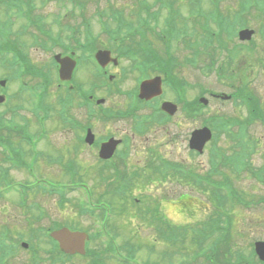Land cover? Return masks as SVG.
<instances>
[{
	"label": "rangeland",
	"instance_id": "1",
	"mask_svg": "<svg viewBox=\"0 0 264 264\" xmlns=\"http://www.w3.org/2000/svg\"><path fill=\"white\" fill-rule=\"evenodd\" d=\"M116 1L123 3L125 0ZM220 1L218 9H221V11L227 15L229 20L231 19L233 22L235 20L233 15L235 10L238 9L237 2L239 0ZM204 2L205 4L200 5V11L208 13L210 10V12H212L211 0H204ZM37 4L38 13L44 18L43 25H50L52 27L54 26L53 20L58 16V13L64 15L63 10H61V5L55 0H37ZM97 4L98 3H96L95 0H88V5L84 11L86 17L93 23L94 32L96 34L100 30V25L96 18ZM102 4H105V2ZM182 5L185 9H189L187 3ZM258 8L259 6H256L245 12L247 15L246 23L248 26L257 30L254 37L255 42L251 49L246 47H244V49L238 48L234 54L232 49L233 40L231 38L234 33H232V29H229L227 30L228 34L222 38L225 47L222 48L216 46L209 50L200 51V57L198 58V66L200 70L202 67H205L206 71L211 69L209 71L211 72L214 67L217 66H223L225 70L229 69L227 73L223 70V78L220 81L215 75H202L199 70L190 66L181 64V66L178 67L177 72L179 78L187 80L188 84L191 85L189 88L186 87V96L188 98H192L194 95L199 94L203 83L207 88H212L215 92L219 93H231L233 89L230 85L236 87H239L238 85H244L254 93L264 107V60H262L264 59V40L260 34V28L264 24V15L259 14V11L257 10ZM80 17L82 20L81 15ZM69 19H71L69 16L66 18L63 17V21L66 20V22H69ZM36 30L38 29L36 28ZM103 38H106L105 35H103ZM24 39L27 42L25 51L28 53V56L32 59L33 63L39 67L48 65L52 54L42 47L37 45L34 46L31 34H26ZM236 39L237 38H235V40ZM190 54L189 50L183 45H180V57L185 58L190 56ZM162 57L168 63V66H170L169 57L165 51L162 53ZM121 64L119 67L120 70L123 68ZM123 64L124 66H127L126 68L128 69V63L123 62ZM251 64H254V66H251ZM2 66L0 67L1 75H9L12 73L8 67V69H6ZM91 69V66H84L80 75L83 78L78 79L84 80V78H86L91 82L92 75H88L91 72ZM113 70L117 72L118 69ZM135 73L136 72L134 71L129 72L128 70L124 74V79L119 78L118 84H121L122 88H132L135 85V78L137 76ZM16 77L18 78V76ZM17 78L11 81V84L8 87V90H10L12 94L18 92L19 87L23 84L24 80L26 82L29 81L31 86L38 85L42 81V78L32 75L25 76L24 80ZM21 90L24 91L21 95L17 97L14 94L11 101L0 106V112L4 114L5 119L13 117L15 113V118L20 114L19 117L16 118L17 121L23 122V119L21 118L22 116L23 118H27L31 124V126H29L28 121H24L21 124L15 121L19 127L15 129L17 131L16 136H11V144H13V146L10 148L12 149L11 152L17 157L18 162L26 169L27 174L22 168H13L10 171V178L18 181V184L27 185L32 188V190L21 188L16 198V200L19 201V204L27 205L30 201L37 202L39 203L38 205L43 207L46 211L42 220L35 224L36 226L49 227L54 220H59L61 224H66V226L73 230L83 229L90 234V237L91 235L93 236L94 239L89 240V246L97 252L103 250L109 245V240L113 235H116L115 242L118 247H121L123 254L125 251L127 252L126 249L129 250V246L126 247V244L134 246V248L131 247V249H135L133 255L134 264H210L203 256L196 257L195 253L198 252L201 245L197 243L193 244L191 233L187 232V230H185L186 232H183V235L189 238L187 241L180 244H171L169 242L164 243V236L158 237L157 233H155V230H159L157 224L160 225V221H154L155 217L157 218L159 216L160 218H164L163 216L165 215H167L168 218L171 217L172 220L170 221L180 228H185L189 225L191 227L196 226L197 228L202 227L204 223L211 218L209 214L211 205L204 193L199 192V194H197L190 189V186H187L180 181L177 182V184H175V182L166 183V186L164 187L155 185L154 182L147 183L145 181V176L147 174L143 172V175L136 180L137 184L133 188L132 196L126 198V194H123V198H119L115 191L119 188V185L115 184L117 181L116 175L113 176V173H115L113 167L109 169V171H112L109 173V178L107 180H102L98 175L102 168V164L94 160V157L98 160V155L93 154L90 151L80 152V150H77L79 146L75 145V131L61 125L62 121L57 116V114H59L58 110L61 109V105H58L57 103L59 91L55 88V84L52 83L48 92H44L43 88H40L39 91H31L30 88L23 89L21 87ZM89 91H91V89L88 90V92ZM60 94L63 97H66L64 91L61 90ZM98 95L104 96L107 100L104 106L97 109V114L91 119L87 118L90 115L87 108L79 106H73V108L70 107V110L72 109L73 112L72 114L75 115L78 120L84 122L91 121L95 128L102 133L105 132L106 129L112 130L113 127H118V131H120L124 127L127 129L133 126L131 119L108 120V118H105L102 114V112L108 110L114 105H118V107L127 106L129 104V99L126 97V94H108V92L103 89V91L99 90ZM168 96L174 97L169 91ZM40 99H45L46 103L52 104L54 114L52 115L47 111H44L42 113L44 117H42L43 119L38 121V123L35 122L33 108H36L39 111L42 110L43 106H39L38 104ZM65 99L69 104L75 103L76 101L74 96L66 97ZM234 99L225 102L223 100L211 101L210 106L204 110V115L211 117L217 113H223L232 116H246V109L240 105L238 99ZM18 105H24L25 108L23 110L22 108L19 109L16 107ZM15 108L17 111L13 110ZM47 119L49 120L47 121ZM178 122L181 125L178 126L176 123L173 124L171 126L172 132H184L190 127H199L205 122V118H197L195 123L180 119ZM249 132L255 137L254 140L256 139L260 142V145L257 146L258 154L254 157V162L260 164L263 160L262 152H264V123L261 121L253 122L249 126ZM148 138L150 139V143L156 142V144L160 145L162 150L166 152L173 151V154L176 155V158L178 159L201 164L204 168L207 166V156L194 157L189 154L184 149L183 144L178 142L181 138L178 139L175 146L169 145V136L166 131L161 129H154L152 132L148 131L145 136V142L148 141ZM67 142H72L73 144L67 145ZM219 142L223 147H228L230 145L223 136H220ZM16 145L21 147H14ZM130 148L135 157L126 159L125 163H122L121 165L143 166L144 162L142 157L135 155L134 153V151L137 150V153L141 155L138 151V146L132 145ZM6 149L7 147L4 146V150ZM75 150H77L76 153L74 152ZM3 156L4 154L0 148V165L7 166L2 160ZM111 164L115 166L116 163L111 162ZM232 181L236 183V186L241 190L240 192L245 193L244 197L247 200L251 197L253 198L247 202L249 205H243L241 203L234 209V212L232 213V227H230L229 233L230 236H228L225 241L223 240L221 246L222 250L219 251V254L216 255L215 253V262L218 264H260L258 258L252 255V248L254 247V242L256 240L264 239V182L259 183L246 173L238 179L233 176ZM70 186H73L74 188L70 189ZM65 187L67 188L65 189ZM54 189H65V202H62V204L60 203L62 196L58 194L57 191L52 193V190ZM195 190L197 191V189ZM24 191H27V200L22 202L21 195ZM168 191L170 194H167ZM180 193H187L185 200H189V204L182 208L181 205L177 203L178 207L173 208L172 206L175 205L174 203L179 195H181ZM13 195L15 196L16 194L10 193L6 196L9 199L7 204L0 201V231L3 230L4 225L9 224L8 226L11 227L14 234L23 232L27 237V223L25 217L28 214H23V208H18L16 206ZM133 197L138 199L136 201L138 204L141 203L142 205L134 207L132 202ZM141 198L144 199L143 202L141 201ZM171 199H174V202H168V200ZM159 200L161 202L163 200L166 202L164 206L165 215L162 212V209L157 205ZM242 200L244 199L241 198V201ZM83 203H86L84 207H87L89 203L99 205L100 203H103L102 206L105 205L103 213L106 211L110 217L107 228L108 232L102 230L103 219L97 218L94 214L89 212L82 211ZM34 207L37 209L30 210L29 214L38 215L41 210L37 205H34ZM188 207L194 209L195 212L192 213L189 211ZM156 208L159 209V214L154 213ZM143 209L146 213H140ZM147 209L150 213H147ZM3 210L8 213L7 216L2 213ZM183 212L185 213L182 214ZM5 217H10L8 224L3 223ZM151 220L152 222L150 223ZM31 240L33 239L30 238V241ZM45 247L46 246L43 248ZM237 251L242 253V263H236L235 252ZM57 256V254L53 255L54 258L58 259ZM29 257L30 255H28V252L23 251L22 248L19 247V249L9 258V263L25 264ZM90 259V256L86 258L73 256L68 259L66 258L64 264H86ZM39 264H51V262L44 258V261L40 260ZM57 264H63V261L59 260ZM107 264L123 263L115 258L108 259Z\"/></svg>",
	"mask_w": 264,
	"mask_h": 264
},
{
	"label": "flooded vegetation",
	"instance_id": "2",
	"mask_svg": "<svg viewBox=\"0 0 264 264\" xmlns=\"http://www.w3.org/2000/svg\"><path fill=\"white\" fill-rule=\"evenodd\" d=\"M63 48L66 50V52L62 53V56L65 57H71L74 58L77 62V66L74 70V80L76 79V82L79 85L84 86L85 81L84 80H79L78 78H83L81 77V71L84 66H91V72L88 75H92V80L93 82H98V76L99 73L97 72L99 69L97 63V59L95 57L96 52L100 49H94L96 48V43H91V42H85L83 41V33H79V38L76 41L73 40H64L61 42ZM102 49H108V48H102ZM84 50L86 51L87 55L84 56ZM96 50V51H93ZM111 50V49H109ZM112 54H116V51L111 50ZM84 56V57H83ZM148 63L151 62H156L155 59L153 58H147ZM115 63V62H114ZM113 64L112 62L109 63L104 69L105 74L109 75L112 69H118L117 72L118 74L123 72L128 71L127 68H122L121 70L119 69L120 66H116L118 64H113L115 66H111ZM55 67L59 69V65L56 64ZM132 70L138 69L135 66L131 65ZM76 72V74H75ZM78 75V76H77ZM158 74L155 75H148L146 77H143L142 80H149L153 77H156ZM113 79L108 77V80L106 82L107 90L110 94H115L117 95L120 94V90H130L128 91V96H126L129 99V104L124 107H118V105H114L110 107V114L112 117V120H129L133 122V126L129 127L126 129L124 127L120 131H118V127H113L112 130L106 129L105 132H99L92 124L91 125H82L81 129H78L80 131V134H78L77 138V144L80 147L81 146V151H90L93 154L99 155V152L101 153V147L104 142H107L110 140L111 144H116V149L114 150V153L110 159H102L101 161L104 163H117L118 166L122 167V174L124 176H127V185L131 183V177L133 175H143V172L146 173L147 171L150 170H155L156 168L154 167H165L166 168V173L167 177L165 178V181L162 182V186L165 185L166 183H173L177 184L179 180H172L171 179V174L174 175L177 173L175 170L177 166L182 162L185 164L186 160L183 159H178L176 158L177 156L173 154V151L166 152L160 148V145L154 143H150V139L148 138V141L145 142V136L146 133L152 132L154 129H161L166 131L167 135L169 136V145L175 146L178 139L179 143H182L184 146V149L191 155H194L195 151L193 148H191L190 141H191V136L192 134L196 131V129H200L201 127H211L212 123V118L205 116V122L199 126L194 128H189L187 131H171V126L173 124H177L178 126L181 125L178 121L180 120H187L188 122H194L197 120V110L203 112V110L207 109L203 105H198L196 106V96L194 95L192 98H185V105H180L179 97L174 96V97H169L167 95H164V92L160 96L153 97L151 99H141L139 97V85L142 80L139 82L138 79L135 82V85L132 88H122L121 84H118V80H114V75ZM1 81V79H0ZM1 83V82H0ZM164 84V80H163ZM73 87V86H71ZM119 93V94H118ZM0 94L7 95L10 94V90L5 88V90L0 87ZM93 97V95H92ZM90 98L91 101H93V98ZM166 101H172L174 103L178 104L177 111L173 114H170L166 111L163 110L164 108V103ZM96 113L93 112L92 115L94 116ZM193 126V125H192ZM13 127H19L18 124H14ZM91 130V132L94 134V137L87 138L86 136ZM4 132L0 133V143L8 148V144L11 143V137H5ZM227 142H231L230 139L225 138ZM243 142V141H242ZM213 143L212 140L207 142L206 145H209ZM162 144V143H161ZM132 145H137L138 146V151L141 153L138 154L137 150L134 151L135 155L141 156L142 160L144 162L143 166H125L121 165L122 163H125L126 159H130L131 157H135L132 152H131V146ZM230 145H232L230 143ZM228 146L227 149H232V146ZM250 145V143H248ZM207 147V146H206ZM205 147V148H206ZM210 148L205 149V156L210 155ZM253 150V148L249 149ZM208 152V154H207ZM241 156L242 152H241ZM253 154L250 155L249 160L252 161ZM166 163H163L165 162ZM181 161V162H180ZM251 172L249 170L242 171L241 176H243L245 173ZM239 177V178H240ZM225 181V185L221 187H210V192L213 191H222L225 194L228 192V190H240L237 186L236 183L232 181V179H229L227 177V172L225 173V176L223 177ZM148 183V181H146ZM207 191V190H203ZM169 193V191L167 192ZM186 198V197H185ZM192 213L195 212L194 209L189 208ZM224 212V211H223ZM223 212H220L222 214ZM226 213H228L226 211ZM217 216V215H216ZM224 220H227V217L224 218Z\"/></svg>",
	"mask_w": 264,
	"mask_h": 264
},
{
	"label": "water",
	"instance_id": "3",
	"mask_svg": "<svg viewBox=\"0 0 264 264\" xmlns=\"http://www.w3.org/2000/svg\"><path fill=\"white\" fill-rule=\"evenodd\" d=\"M252 34H253L252 30H245L241 33L240 36L242 39H248L251 37ZM62 63H63V67H65V70L68 71L71 68L70 65L71 63L67 64L64 60L62 61ZM150 89H151L150 84L147 82L144 83L143 93L146 94V92ZM207 133L209 138L211 135L209 132ZM54 237L60 241L63 249L69 253L85 252V239H86L85 233L78 231L76 232L70 231L68 228H62L54 233ZM256 250L260 258L264 260V242H257Z\"/></svg>",
	"mask_w": 264,
	"mask_h": 264
},
{
	"label": "trees",
	"instance_id": "4",
	"mask_svg": "<svg viewBox=\"0 0 264 264\" xmlns=\"http://www.w3.org/2000/svg\"><path fill=\"white\" fill-rule=\"evenodd\" d=\"M22 1H23V0H11V2H17V3H19V4H21ZM98 1H99V0H97L96 2H98ZM258 1H259V0H258ZM250 3H251V0H244V3H243V4H245L244 7H247ZM260 4L262 5V4H264V3L261 1ZM114 9H115V8H114L113 6H110V7H109V12H112ZM116 9H119V8H116ZM260 10H261V12H263V9H262V8H260ZM13 44H14V43H13ZM13 49L16 50L17 53L21 52V50H20L19 48H17L16 46H13ZM22 54H23V53H22ZM22 61H24V60L22 59ZM24 62H25V61H24ZM30 67H35V73H36V74H42V75H44V76H46V77L49 76L48 73H44V72H42V70H40L39 68H37L35 65H30ZM256 115L259 116V117H262V118L264 119V107H259L258 114H256ZM254 117H255V115H254ZM254 117H253V118H254ZM96 260H98V261H95V262L92 263V264H106V263H105V258H104V256H103V254H98ZM127 260H128V261H132L131 258H128Z\"/></svg>",
	"mask_w": 264,
	"mask_h": 264
}]
</instances>
